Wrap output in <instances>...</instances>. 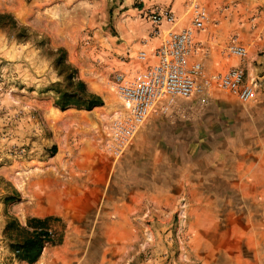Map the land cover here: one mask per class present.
I'll return each instance as SVG.
<instances>
[{
  "label": "rangeland",
  "instance_id": "1",
  "mask_svg": "<svg viewBox=\"0 0 264 264\" xmlns=\"http://www.w3.org/2000/svg\"><path fill=\"white\" fill-rule=\"evenodd\" d=\"M195 3L208 15L197 41L231 58L234 40L246 47L237 67L250 102L217 92L205 107L164 103L119 155L103 132L52 120L51 109L87 111L57 105L79 80L111 109L88 79L123 82L133 45L150 39L148 15L170 8L190 25ZM0 14L30 37L0 28V264H29L16 250L26 234H5L10 220L47 217L55 242L34 264H264V0H0Z\"/></svg>",
  "mask_w": 264,
  "mask_h": 264
},
{
  "label": "built area",
  "instance_id": "2",
  "mask_svg": "<svg viewBox=\"0 0 264 264\" xmlns=\"http://www.w3.org/2000/svg\"><path fill=\"white\" fill-rule=\"evenodd\" d=\"M194 16L190 25L181 26L182 20L170 8L148 15L150 37L162 38L154 54L157 62L133 87L122 90L133 104L137 120H145L160 105L164 108V103L171 105L176 100L192 101L205 107L213 102L217 92L230 94L241 103L253 99L255 91L251 85L244 84L245 72L241 66L226 74L206 71L209 48L203 42H196L194 37L204 29V20L202 14ZM228 51L241 60L247 55L246 47L237 40L229 45Z\"/></svg>",
  "mask_w": 264,
  "mask_h": 264
},
{
  "label": "bare ground",
  "instance_id": "3",
  "mask_svg": "<svg viewBox=\"0 0 264 264\" xmlns=\"http://www.w3.org/2000/svg\"><path fill=\"white\" fill-rule=\"evenodd\" d=\"M201 7L202 6L195 3L194 10L197 14H202L204 22H207L208 15ZM194 37L195 41L199 42L197 41L198 33H195ZM148 58V53H139L134 55L130 64L121 65V68L119 69L124 72L125 78L120 84L109 81L107 77H103L100 80L88 79L91 88L97 94L106 97V101L109 105L108 107L111 109L106 108V110L105 108H95L91 113L87 111L77 112L76 110L61 112L57 109H51L50 115L52 120L72 125L70 126L71 130L74 129L89 134H97L100 131L103 132L106 149L115 155H119L123 144L126 143L135 130L143 125L144 121L148 118L147 117L143 121L137 120L134 115L133 104H131L122 93L123 89L133 87L137 80L146 75L149 69L156 64L155 63L148 69H145V71L143 65H145V61H147ZM239 58L240 57L233 55L232 60L228 61L221 67L220 74L228 73L233 67L237 68ZM143 71L144 73H142ZM117 105L123 106V109H117ZM98 122L101 124L99 127ZM115 141H118V143ZM20 188L25 191L24 182L20 183ZM40 191L43 192V190ZM52 198L54 197L52 196ZM53 209H42L43 211H41L40 214H46Z\"/></svg>",
  "mask_w": 264,
  "mask_h": 264
},
{
  "label": "trees",
  "instance_id": "4",
  "mask_svg": "<svg viewBox=\"0 0 264 264\" xmlns=\"http://www.w3.org/2000/svg\"><path fill=\"white\" fill-rule=\"evenodd\" d=\"M0 28L8 29L14 33L16 38L22 41H28L30 39L28 32L25 28L17 26L16 20L9 14H0ZM59 54L58 65L61 68L63 74H66L67 80L70 85L73 86L74 79L77 77V70L74 69L71 64L67 63V51L63 48L57 50ZM69 72V73H68ZM77 90L71 94H65L57 101V105L61 110H65L68 107L75 106L78 109H86L91 111L95 107L103 106L104 101L100 96L93 93H89L86 90V85L81 80L77 81ZM57 152L56 147H53V155ZM56 221L52 217L45 219L32 218L27 223V228L19 227L16 225L14 219L9 221V224L5 230V234L11 235L14 233H25L23 241L18 245L17 259L25 261L29 264H34L38 261L42 255L43 249L46 244H53L55 242L54 235L50 231V225Z\"/></svg>",
  "mask_w": 264,
  "mask_h": 264
},
{
  "label": "crops",
  "instance_id": "5",
  "mask_svg": "<svg viewBox=\"0 0 264 264\" xmlns=\"http://www.w3.org/2000/svg\"><path fill=\"white\" fill-rule=\"evenodd\" d=\"M174 7H175V10L178 14H182V8H181L179 2L175 3ZM180 20H182V19H180ZM183 25H186V24H183ZM167 27L168 26L166 25L165 28H167ZM202 35H203V32H198V37H202ZM212 37H214V36H212ZM161 41H162L161 37H150V39L148 40V42H146V44H142L139 42V43L133 45L131 52L134 55H137L139 53H148L149 54V52L150 53L152 52L154 54L156 52V50L159 48V46L161 45ZM146 50H148L149 52H147ZM218 53L220 54V52H218L217 48L209 49V56L205 60V68H206V71L208 73H213V72H219L220 73V70H219L220 67L218 68V66H220V64L223 66L228 61L232 60V58L230 56L223 57V54H220V56H219ZM217 61L219 62L218 66H216ZM156 62H157L156 56L152 57L149 54L148 60L145 61V65H143L144 70L151 67ZM233 68H235V67H233ZM233 68H231V69H233Z\"/></svg>",
  "mask_w": 264,
  "mask_h": 264
}]
</instances>
